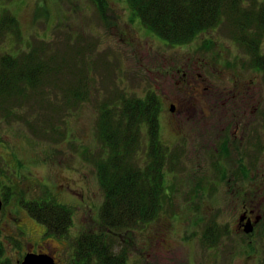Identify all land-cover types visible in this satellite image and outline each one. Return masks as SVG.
Listing matches in <instances>:
<instances>
[{
    "label": "rangeland",
    "instance_id": "1",
    "mask_svg": "<svg viewBox=\"0 0 264 264\" xmlns=\"http://www.w3.org/2000/svg\"><path fill=\"white\" fill-rule=\"evenodd\" d=\"M4 9L18 17L22 39L9 36L3 48L16 53L19 48L28 50L35 42H45L46 59L52 57L50 63L56 71L46 85L53 94L40 103L57 97L63 101V94L73 84L88 91L87 98L65 114L62 126L67 128L65 137L35 134L29 125L34 118L29 115L28 105L8 117L0 110V181L13 187L9 202L2 200L4 191L0 190V230L11 264H19L18 260L32 250L53 253L59 264H74L77 237L86 230L100 229L101 225L99 211L104 191L93 160L101 150L97 131L100 106L103 101L116 100L121 92L144 96L149 91L156 92L161 100L162 139L176 148L180 157L177 169L166 172L167 194L158 216L131 230L113 233V250L126 251L128 264H188L187 207L197 214L201 211L206 215L217 214L221 219L230 212L228 201L234 198L226 194V180L219 181L222 189L208 187L207 197L216 198L212 207L201 203L199 208L194 206L196 193L194 196L193 193L199 182L221 175L215 168L218 155L214 154V145L219 142V134L228 130L230 134L234 129V123L227 124L230 119L227 114L235 111L221 102H226V87H232L238 78L250 85L248 90L251 93L253 90L254 103L259 106L252 119L245 120L248 125L244 133L250 137V142L245 143L247 152H251L247 162L260 167L259 173L251 174V179L256 185L259 180L264 182V72L249 66V58L235 41L231 26L222 22L189 43L173 45L143 26L127 0H105L104 15L93 0L0 2V17ZM180 64L188 68L187 76L192 73L196 77L198 73L209 76L208 88L192 91V86L183 81L184 75L176 72ZM252 85L258 88L254 90ZM176 95H185L188 101L202 105L218 104L214 112L205 111L210 112L208 115H200L198 111L183 120V134L177 137L169 108ZM248 129H251L249 136ZM239 158L236 152L224 157V167L235 170L242 161ZM201 175L208 178L202 180ZM256 194L263 198L264 186ZM21 196L26 200L54 197L70 206L73 224L69 233L60 238L46 236L45 226L21 205ZM162 234L165 239H161ZM200 243L196 240L195 245L199 247ZM235 243L244 249L251 247L254 258L259 260H251L253 264H264V232L247 239L236 235L223 244ZM200 256L202 259L196 264H204L201 250L197 253Z\"/></svg>",
    "mask_w": 264,
    "mask_h": 264
},
{
    "label": "trees",
    "instance_id": "2",
    "mask_svg": "<svg viewBox=\"0 0 264 264\" xmlns=\"http://www.w3.org/2000/svg\"><path fill=\"white\" fill-rule=\"evenodd\" d=\"M9 1L12 0H0ZM93 1L104 15L105 0ZM127 2L134 15L140 17L143 26L173 45L189 43L205 30L227 22L235 41L248 56L249 66L264 72V0ZM9 36L21 40L22 29L18 17L4 9L0 17V110L8 117L28 105L29 115L32 114L35 122L29 120V125L35 134L65 137L67 128L62 129L65 114L72 112L87 98V89L73 84V88L63 94V101L57 97L48 103H40L52 96L47 82L51 73L56 71L50 63L52 57L46 59V43L35 42L28 50L21 51L19 48L16 53H11L3 48ZM161 108L160 97L153 91L144 96L121 92L116 100L102 102L97 119L101 150L93 159L104 191L99 211L101 225L100 229L86 230L77 237L74 264H128L126 251L113 250V233L116 235L118 230H131L153 220L163 208L167 194L165 175L167 171L177 169L175 165L180 152L162 139ZM229 155L228 151L224 153V157ZM224 157L221 154L216 157L215 168L218 171L224 168ZM1 189L4 191L2 200L9 202L13 187L0 181ZM20 203L30 216L45 226L46 236L60 238L69 233L73 224L70 206L54 197L26 200L21 196ZM33 252L50 253L41 250ZM21 260H18L19 264ZM55 260L59 264L56 257ZM0 264H11L1 230Z\"/></svg>",
    "mask_w": 264,
    "mask_h": 264
},
{
    "label": "flooded vegetation",
    "instance_id": "3",
    "mask_svg": "<svg viewBox=\"0 0 264 264\" xmlns=\"http://www.w3.org/2000/svg\"><path fill=\"white\" fill-rule=\"evenodd\" d=\"M175 69L176 72L184 75L182 79L186 85L192 86V91L197 93L203 88H208L207 84L210 82V77L206 74L198 73L196 77L192 73L190 76H187L188 68L185 69L182 64L178 65ZM233 83L232 87H226V90H224V95L227 96L226 102L221 103L228 110L235 109V111L227 114V116H230L227 124L234 123V129L230 131V134L227 133L229 130L219 134L217 137L219 142L214 145V154H221L224 157L226 151L230 154L236 152V154H240L239 159H242V161L235 170H230L227 167L220 169L219 173L221 175H219V178H208L207 175H201L202 180L208 178V181L205 183L199 182L194 188L193 196L196 193L194 206L198 207V203H201L206 204L207 208L208 206L212 207L211 205L216 201V198L207 197L208 187L213 186L222 189L223 184L219 181L226 180V194L228 193V195L234 198L228 201V204L231 206L230 212H227L221 219L217 214L206 215L202 211L197 214L187 207V240L190 244V250L187 254L188 264H196L199 259H202V256L200 258L197 257L199 250L202 251V255H205L202 261L204 264H253L251 260L254 262L259 261L257 258H254L250 246L248 249H244L240 244L236 243L231 246H224L223 244L227 241V238L233 239L236 235L247 239L264 232V197L258 198L256 194L259 188H263L264 182L259 180L256 182L258 185H256L251 179V174L259 173L260 167L256 168L255 164L251 163L250 160L249 163L247 162L251 152H247L246 148H248V144L245 143L250 142L248 140L250 137H247L244 133L248 125L245 120L252 119L253 115L258 111L259 106L257 103H254V92L252 90L251 93V90H248L250 87L248 83L240 78L236 79ZM246 85L249 86L246 87ZM252 86L254 90L258 88L257 86ZM217 93L219 94L218 90ZM242 99L245 101L241 102ZM217 104V102H211L202 105L191 100L188 101L185 95L183 97L176 95V99L169 106L170 114L173 116L171 120L176 126V136L181 137L183 134V120L188 119L198 111H200V115H208L210 112L216 110ZM205 111L210 112L206 113ZM248 131L247 135L249 136L251 129H248ZM240 199H243V202ZM241 203L242 205H240ZM224 205L227 206L225 200ZM162 235L161 239H165V235ZM196 240L201 242L199 247L195 245ZM192 246H194L193 250H191Z\"/></svg>",
    "mask_w": 264,
    "mask_h": 264
},
{
    "label": "water",
    "instance_id": "4",
    "mask_svg": "<svg viewBox=\"0 0 264 264\" xmlns=\"http://www.w3.org/2000/svg\"><path fill=\"white\" fill-rule=\"evenodd\" d=\"M0 199V208H1ZM20 264H57L55 257L52 253H45V252H27L23 259L21 260Z\"/></svg>",
    "mask_w": 264,
    "mask_h": 264
}]
</instances>
